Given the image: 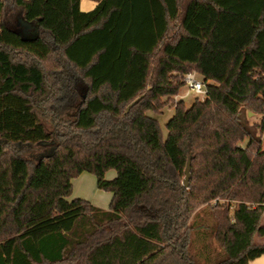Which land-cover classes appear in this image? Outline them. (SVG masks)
I'll return each mask as SVG.
<instances>
[{"label": "trees", "instance_id": "16d2710c", "mask_svg": "<svg viewBox=\"0 0 264 264\" xmlns=\"http://www.w3.org/2000/svg\"><path fill=\"white\" fill-rule=\"evenodd\" d=\"M93 1L0 0V264H200L196 240L206 264L263 256L264 119L247 109L264 111V0ZM191 70L208 94L178 102L165 138L148 111ZM82 172L108 209L68 198Z\"/></svg>", "mask_w": 264, "mask_h": 264}, {"label": "rangeland", "instance_id": "374dc122", "mask_svg": "<svg viewBox=\"0 0 264 264\" xmlns=\"http://www.w3.org/2000/svg\"><path fill=\"white\" fill-rule=\"evenodd\" d=\"M6 6L7 7L4 11V21L7 23L9 21H12L14 19V17H16L17 8L15 6H13V4L10 2L7 3ZM95 6H96V4L93 0H81V7H82L83 11L91 10ZM17 21H18V18H17ZM198 78H202V75H198ZM185 90H186V88L183 86L179 92L183 94L185 92ZM197 98H199L197 95L189 94V95H187V97L182 98L181 100L184 101L186 107H190L196 101ZM178 102H179V100L174 98V96L163 97V100H162L163 105L161 106V110L155 111V112L154 111H148V115H151L154 118L156 117L159 120L160 126H161V131H163V136L165 138L168 136V133H169V130H167V123L169 122L171 117L174 115L175 108H176ZM247 112H248V115H249L248 117H249L251 124L255 123L258 125L264 119V111L254 112L253 110L247 109ZM256 134L260 137L259 145L261 146L262 149H264V132L261 130V128H259V125H258V128L256 130ZM247 142H248V138L241 141L240 144H243L245 146V145H247L246 144ZM115 173H116V169H114V168L108 169V171L105 173V178L108 179L111 176H113ZM86 175L91 176L92 181H93V177H94V181L97 179L96 175L94 173H86ZM184 180H185V176H184ZM184 180H183V182H184ZM190 180H191V178H190ZM190 180H189V185H190ZM94 181H93V184H94ZM73 182L74 183H73L72 194L68 197L71 200L76 198L75 178L73 179ZM189 185H188V187H189ZM87 195H91V194L87 193ZM83 199H85V198H83ZM85 200H87V199H85ZM87 201L90 202V200H87ZM92 204H95V203H92ZM95 205H98V204H95ZM100 207L104 208V209L109 208V207L105 208L102 206H100ZM200 217H206L204 212H200ZM262 223H264V217L262 218ZM207 240H209V239H207ZM255 241H257L259 243H264V237L256 235ZM200 246H201V242L196 240V244H194L192 246V253L195 254V257H196V259H198L200 264H206L205 258H203L201 255L202 250L200 249ZM211 250H212V244H211ZM249 264H264V255L258 257L255 261H251Z\"/></svg>", "mask_w": 264, "mask_h": 264}, {"label": "crops", "instance_id": "0c3cea01", "mask_svg": "<svg viewBox=\"0 0 264 264\" xmlns=\"http://www.w3.org/2000/svg\"><path fill=\"white\" fill-rule=\"evenodd\" d=\"M86 173H89V172H82L75 178L76 198L77 197L85 198L87 200H90L91 203L98 204L99 207L102 206V207L108 208L113 199V193L111 191L108 192V191L100 189L98 187V181L96 179L95 180L96 182H95L94 177H93V181H94V184H93L92 177L87 176ZM116 175H117V171L113 176H111L107 180L114 178ZM87 193L91 195H87Z\"/></svg>", "mask_w": 264, "mask_h": 264}, {"label": "built area", "instance_id": "2783aa9c", "mask_svg": "<svg viewBox=\"0 0 264 264\" xmlns=\"http://www.w3.org/2000/svg\"><path fill=\"white\" fill-rule=\"evenodd\" d=\"M198 75H200V73L196 70L186 72L182 77V82L186 90L183 94L178 92L174 95V98L180 101L182 98L187 97V95L194 94L202 100L205 99L208 94V84L203 76L202 78H198Z\"/></svg>", "mask_w": 264, "mask_h": 264}, {"label": "water", "instance_id": "95a60500", "mask_svg": "<svg viewBox=\"0 0 264 264\" xmlns=\"http://www.w3.org/2000/svg\"><path fill=\"white\" fill-rule=\"evenodd\" d=\"M19 25L22 27V32L20 33L23 40H36L38 39L39 33H40V26L25 20L24 18L18 19ZM187 167L185 170V180L183 182V185L188 187L189 180L191 176V158L187 161Z\"/></svg>", "mask_w": 264, "mask_h": 264}, {"label": "flooded vegetation", "instance_id": "af4514ba", "mask_svg": "<svg viewBox=\"0 0 264 264\" xmlns=\"http://www.w3.org/2000/svg\"><path fill=\"white\" fill-rule=\"evenodd\" d=\"M22 32V27H21V31H20V33Z\"/></svg>", "mask_w": 264, "mask_h": 264}]
</instances>
